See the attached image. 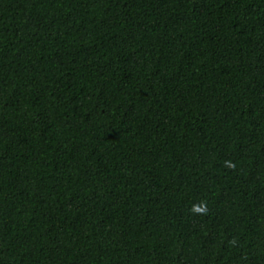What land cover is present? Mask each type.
<instances>
[{"label":"trees","instance_id":"obj_1","mask_svg":"<svg viewBox=\"0 0 264 264\" xmlns=\"http://www.w3.org/2000/svg\"><path fill=\"white\" fill-rule=\"evenodd\" d=\"M0 264H264V0H0Z\"/></svg>","mask_w":264,"mask_h":264}]
</instances>
